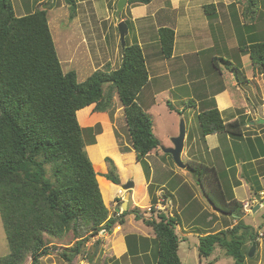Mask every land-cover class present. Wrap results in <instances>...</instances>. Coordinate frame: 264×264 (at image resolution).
I'll use <instances>...</instances> for the list:
<instances>
[{
    "label": "trees",
    "instance_id": "16d2710c",
    "mask_svg": "<svg viewBox=\"0 0 264 264\" xmlns=\"http://www.w3.org/2000/svg\"><path fill=\"white\" fill-rule=\"evenodd\" d=\"M66 1L73 19L76 3ZM136 2L145 5L150 0H128L127 4ZM203 11L211 19L215 6L205 5ZM46 14V10H36L17 17L11 1L0 0V218L9 250L8 255L0 257V264H24L27 258L30 264H41V258L50 253L45 236L61 240L69 232L75 242L63 257L70 261L80 253L88 236H97L101 231L110 233L129 214L140 217L137 208H128L119 216L109 215L103 203L109 198L96 179L98 166L85 151L78 113L87 116L91 105H95V113H104L116 94L136 162L160 145L152 131L151 116L137 103L149 81L139 45L125 43L117 69L96 70L83 82H77L74 70H62ZM158 36L161 55L170 58L174 32L160 28ZM247 47L253 67L264 73V41ZM167 107L174 110L169 104ZM196 117L202 137L224 134L237 139L243 135L244 123H224L215 107ZM106 154L116 160L121 170L132 164L133 156L118 155L114 146L104 149ZM105 161L109 171L103 177L119 185L112 161ZM187 166L214 211L237 216L233 219L236 223L225 229L204 231L198 239V256L208 258L218 247L234 264H245L251 245H257L258 232L244 224L242 204L222 198L214 168L194 162ZM210 171L215 177L207 179ZM209 184L213 189L207 187ZM156 217H140L155 239L154 264H181L175 231L178 216L157 212Z\"/></svg>",
    "mask_w": 264,
    "mask_h": 264
},
{
    "label": "rangeland",
    "instance_id": "374dc122",
    "mask_svg": "<svg viewBox=\"0 0 264 264\" xmlns=\"http://www.w3.org/2000/svg\"><path fill=\"white\" fill-rule=\"evenodd\" d=\"M10 1L13 12L17 17L28 13H33L36 10L47 11L46 15L48 28L62 70L64 72L74 70L76 73L77 82H83L96 70L113 71L119 67L122 50L117 28L119 21L125 19V24L127 26L125 43L132 44L136 39L134 31L141 29V22H151L150 14L153 12V10H155L160 5V3H163L164 7L168 4V2H154V5H149L147 7L145 11L146 13L143 16L136 18L138 21H135V19L131 21V19L134 17L130 16L127 5L122 10L120 19L117 20L115 17L116 1L118 0H106V2L104 0H99V2H75V14L73 19H70L69 17V7L66 4V0H49L51 2H30V0ZM139 4L142 3H135V5ZM248 4L251 8V11L256 9L255 6L251 5L250 3ZM229 18L233 23L232 25H235L236 22H239L236 21V17V20L234 19L233 12H231L230 17H227L228 24L231 23ZM215 26L216 23L212 28H215ZM237 28L239 34L244 35V30L238 25ZM149 29L150 32H154L152 30L153 28ZM156 35L159 41L158 32H156L155 36ZM147 37L150 38L151 35L148 34ZM137 39L139 40V38ZM152 44V49H157L158 52L160 46L155 44V42ZM143 49L145 50L146 61L149 64L151 57L147 56L148 52H146L145 46ZM159 53L161 54L160 49ZM208 54L210 57L212 56L211 53ZM206 56L207 55L205 54L202 55L203 61H205ZM188 66L190 67V65ZM195 67L196 66L192 65L191 69L189 70L190 72L185 68H182V71L174 70V68L171 69V75L168 76V78H165L174 85L173 90H171L170 93L167 92L168 89H165L167 88L165 84H160L159 86L155 84V89L151 93L147 88H144L141 91L138 100L139 105L142 106V109L146 113H150V115H152L153 134L159 140L160 145L155 151H152L149 156L145 157L139 162H136L135 160L134 152L131 147L130 138L127 132L123 110L116 94H113L111 107L106 112L95 113V105H91L92 110L87 114V116L85 114L80 116V113H78V124L83 129L82 138L86 144L85 151L88 155V158L98 166V169H96L94 164H92L96 170V173L98 174L96 179H99V183L101 185L100 187L102 188L105 197L109 198L110 192L109 183L103 177L109 171L108 163L105 161V158H109L112 161L115 167V173L117 175L118 171L120 170V165H118L113 157L108 154L104 155V149L113 146V140L108 137L110 131L112 137L115 140V150L118 155L125 157L133 156L131 159L132 164L124 167L123 169L125 176L134 184V189L132 188L133 193H130L131 198L129 197L127 209H139V214L142 219H147L149 216L155 219L157 218V212L153 211L152 214L149 215L146 208L148 207L147 205L153 206L156 201H158L157 199L161 200L160 196L163 194V198L164 196H166L165 198L168 197V201L166 203L168 207L166 210H164V212L159 211L158 214L164 213L169 216L176 214L178 216V224L175 226V231L179 237L178 256L181 264H234L233 259L225 255V252L218 247L213 250L212 254L208 258H200L198 256L197 246L199 237L204 233L203 228H206L205 232H216L223 228L225 229V227L235 224L233 221L234 216L232 215L236 214L233 213L232 215L227 216L214 211V209L208 203L206 196L204 193H202L200 187L196 183L197 179L193 171L191 172L187 168L181 170V168H178L175 165L171 156L165 154L162 151V148H167L171 143V134L174 132L176 126L178 131L180 121L184 122L186 133L191 132L190 137H193L194 135L196 140L200 139L196 117L197 113L199 112V108L196 111L195 106L191 104L190 101V98H193L191 91L192 89L196 88L197 83H194L193 86H191L190 83L193 82V80L197 77V81H201V83H199L197 86V91H200V84H204L201 79H205V76L202 72H198L195 77ZM185 71H187L188 74L190 73L189 78H187L185 75L187 74ZM233 80L235 81L234 78ZM157 91L160 92H158L157 95H154L157 93ZM152 99L156 102L153 107L149 108L148 104L152 101ZM168 102L174 109L172 112H170V109L166 107ZM190 104L191 107L189 106ZM90 128L92 130H90ZM256 129L264 130V124L257 126ZM242 130L247 129L242 127ZM96 131H98L99 134H96ZM220 135L223 138L225 137L224 134ZM257 135L258 133L256 132L255 134L246 132L243 133L242 137L240 138H231L233 142L229 144L233 152L236 153V156L242 158V160L239 162V168L245 172L244 175L241 176V179L244 180L246 177L254 176L256 174L251 173V170L255 164L250 163L249 161L258 157V155H260V153L263 151L259 145V140L255 139L257 138ZM97 138L99 139L95 145L94 141H96ZM192 139L193 138H189V140L185 139L183 152L185 151L187 145H191ZM248 141L250 142V147H248ZM238 148L243 149L244 156H239L241 155V150L237 151ZM202 149L203 148H199L195 153H191L194 151L190 149L188 154L189 152L191 153L190 157H192L194 163H200L202 165H206L209 168H211V166L214 168L216 177L220 180L222 198L226 201H234L237 203H241L243 200L250 202L252 198L248 196L247 189L243 187L236 188L240 183V180L236 175V170L239 168H233V165L232 167L229 166V168H225L223 161H219L214 153L205 155L206 151L204 152ZM253 149H256V152H254ZM102 156L103 160L101 163ZM244 159L246 162H249L245 166L242 165L244 163ZM181 162L182 164L189 163L187 162L186 157L183 156ZM160 163H164V171L159 174L160 177L158 179H152V181L150 180L149 182V173L151 168L150 165L158 166ZM249 170L250 173L248 174L247 172ZM214 175L210 171L207 179L214 178ZM127 182L129 181H126L125 183ZM252 182L254 184V193H256V191L260 189L257 186V179L253 178ZM161 184H164L163 188H160ZM212 186H214V183H212ZM212 186L209 184L207 187L213 189ZM157 191H160L158 197H156ZM255 195V197H257V194ZM106 201L109 203H104V200L103 203L108 209L110 215L114 214L113 206H120L123 200H121L120 197H115L111 201ZM243 214L245 215L243 218L244 224L249 225L252 230L258 232L257 245L255 247L254 255L252 258H246L245 264H264V207H261L255 213L243 212ZM128 216H131L132 221L134 220V222L142 221L140 217L135 218L134 214L127 215L124 218L126 221L129 219L127 218ZM207 218H211L209 227V223L206 225L204 224ZM214 223L215 226L213 225ZM200 226L203 228H200ZM126 228L130 229V234H128L130 237L127 238L128 240L130 239V242L132 240L137 241L138 238L141 237L140 233L142 232L148 233V236L151 239H149L148 248L146 239L142 240L141 244L144 249V252L142 253L143 256L140 258H135V263L133 262V264H152V261L155 259L156 252V243L152 230L148 227L141 228L135 226L134 224L131 225V223L125 222V229ZM108 234L109 233L101 231L97 236H88L87 241L82 244L80 253L75 254L70 261H66V259L63 257V254H68L69 248L71 249L74 246L75 240L73 238V234L69 232L61 240L45 236L46 240L48 241L50 253L49 255L43 256L41 258V264L107 263L104 261V258L101 257L105 252L102 242L104 238H107ZM260 234L262 235L260 236ZM8 253L9 250L5 231L0 218V257H4L8 255ZM24 264H30V258H27Z\"/></svg>",
    "mask_w": 264,
    "mask_h": 264
},
{
    "label": "crops",
    "instance_id": "0c3cea01",
    "mask_svg": "<svg viewBox=\"0 0 264 264\" xmlns=\"http://www.w3.org/2000/svg\"><path fill=\"white\" fill-rule=\"evenodd\" d=\"M48 1L49 0H30V2ZM74 1L99 2V0ZM104 1L106 2V0ZM154 2H168V4L164 7V4L160 3V5L150 14L151 22H141V29L134 31L136 38L134 43L139 45L142 51L146 70L148 72L149 81L144 88L149 89L151 93L155 89V84L157 86L165 84L167 87L165 89H168L167 92L170 93V91L173 90L174 85L165 78H168V76L171 75V69L174 68V70L182 71V68H185L189 71L192 65L196 66L194 70L195 77L198 72H202L205 76V79H201L204 84H200V91H197V86L201 81H197V77L190 83L191 86H193L194 83H197L196 88L191 91L193 98H190L191 104L195 106L196 111L199 108L197 115L204 110L215 107L224 123H230L236 120L243 122L245 125L244 129L247 130H243L242 134L246 132H250L251 134H255V132L258 133L256 136L257 138L255 139L259 140V145L263 151L258 157L249 161L250 163L255 164L251 173L256 174L254 176L246 177L245 180L241 179V176H243L245 172L239 168V162L242 158L236 156V153H234L230 148L231 146H229V144L233 142L231 137L225 135L223 138L220 134L201 137L198 122L200 139L196 140L194 135L193 137H190L191 132L186 133L185 129L184 141L185 139L189 140V138L193 139L191 145H187L185 151L183 152L182 150L180 156V159H182L183 156L186 157L187 162H193L192 157H190L191 153H195L199 148H203L202 150L204 152L206 151L205 155L214 153L219 161H223L225 168H229V166L232 167V165L233 168H239L236 170V175L238 176L240 183L236 188H246L250 198H254L256 196L255 194H257L256 198L263 199L261 201V206L255 207L256 212L261 207H264V130L256 129L257 126L264 124V122L261 124L257 123L258 120H264V73H261L258 68L253 67L247 53L248 51L246 52V50L248 49L247 46L250 44L264 41V0H150V2L145 5H128L129 14L131 17H134L131 21L134 19L135 21H138L136 18L143 16L146 13L145 11L147 7L149 5H154ZM248 3L255 6L256 9L251 11ZM210 4L215 6V15L211 19H209L203 11V7ZM231 12L234 13V19L236 17L237 20H235L239 21L238 23L236 22L235 25H232L233 23L230 21V18L229 21L231 23L228 24L227 21V17L231 16ZM122 20L125 22V19ZM215 23V28H212ZM237 25L244 30V35L239 34ZM149 28H153L152 30L154 32H150ZM160 28H168L174 32V45L170 58H164L159 53L160 47L158 52L157 49H152L151 47L153 42L159 45L157 35L155 36V34ZM148 34L151 35L150 38L147 37ZM137 38H139V40ZM144 46L146 52H148L147 56L151 57L149 64L146 61L145 50L143 49ZM208 53H211L212 56L210 57ZM203 54L207 55L205 61L202 60ZM188 65H190V67ZM185 73H187V71H185ZM189 74H185L187 78L190 77ZM237 75L239 76V79L237 78ZM141 91L139 95L141 94ZM158 92L160 91H157L154 95H157ZM139 95L137 97L138 104ZM153 99L148 104L149 108L153 107L156 102ZM167 104H169V102ZM191 104L189 105L190 107ZM169 111L172 112L171 110ZM148 114L150 115V113ZM150 116L152 118V115ZM176 131L177 126L171 134L172 137H175L178 134V131ZM108 137L113 140V146L115 147V140L110 131ZM99 138L95 141V145ZM169 147H171V143L167 148ZM248 147H250V142ZM190 149L194 152H189L188 154ZM240 150L241 155L239 156H244L243 149H237V151ZM253 151L256 152V149H253ZM149 155L150 153L148 156ZM103 156L101 158V163ZM243 162V166L249 163L246 162L245 159ZM184 165L185 168L188 167L187 164ZM158 166L150 165L149 182L150 180L152 181V179H158L160 177L159 174L164 171V163H160ZM247 173L249 174L250 170ZM118 178L120 181L119 185L109 183V201L113 200L115 197L118 198L123 194L121 186L125 184L126 181H131L125 176L121 169L118 171ZM253 178L257 179V186L260 188L256 193H254L253 190ZM163 187L164 184H161L160 188ZM133 189H131L130 193H133ZM159 193L160 191L156 192V197H158ZM261 193H263L262 196H260ZM242 202H244V200ZM116 207H118V210H115ZM123 211L124 210L121 206H113L114 214H110V216L113 217L116 214L121 215ZM255 212L251 211V213ZM244 216H242V220ZM127 218L129 219L127 221L125 220L122 225L116 223L113 228L114 231L109 233L107 238H104L102 245L105 252L102 254L101 258H104V261L107 263L102 264H133L135 258L143 256L142 253L144 252V249L141 244L143 239H146L148 248L150 239L148 233H140L141 237H139L137 241L132 240L130 242V239H127L130 237L128 235L130 234V229H125V222L141 228L147 227L142 221H132L131 216H128ZM210 221L211 218H207L204 224L206 225ZM233 221L236 223L235 220ZM209 225L210 223L208 224V227ZM213 225L215 226V223ZM200 228L203 227L200 226ZM203 229L205 231L206 228ZM152 264H154V261H152Z\"/></svg>",
    "mask_w": 264,
    "mask_h": 264
},
{
    "label": "water",
    "instance_id": "95a60500",
    "mask_svg": "<svg viewBox=\"0 0 264 264\" xmlns=\"http://www.w3.org/2000/svg\"><path fill=\"white\" fill-rule=\"evenodd\" d=\"M128 0H118L116 3V11H115V17L117 20L120 19V14L124 7L126 6ZM118 33H119V40L121 43L122 50L125 48V36L127 35V26L124 21H119L117 24ZM264 120H258L257 123L261 124ZM184 138H185V125L183 121H180L179 128H178V134L175 137L171 138V144L172 146L169 148H162V151L165 154H168L171 156L173 162L178 168L184 169L185 165L182 164L180 156L183 150L184 145ZM134 184L129 181L121 186V189L125 190L124 196H123V202L120 205L121 208L125 211L127 208V203L129 201L130 197V190L133 188ZM254 208L252 212H255ZM115 210H118V207L115 208ZM234 217H237L234 215ZM255 244L253 243L248 251V258H252L255 252Z\"/></svg>",
    "mask_w": 264,
    "mask_h": 264
},
{
    "label": "built area",
    "instance_id": "2783aa9c",
    "mask_svg": "<svg viewBox=\"0 0 264 264\" xmlns=\"http://www.w3.org/2000/svg\"><path fill=\"white\" fill-rule=\"evenodd\" d=\"M263 195V193H261L260 194V196H262ZM120 199L121 200H123V194H121L120 196ZM160 198H161V200H159L158 199V201L156 202V204H154L153 206H148L146 209H147V212L149 213V215L154 211V212H159V211H161V212H164V210H166V208L168 207L167 206V201H168V199H166V198H163V194L160 196ZM263 199H258V198H256V197H254V198H252V200L250 201V202H248V201H244V202H242L241 204H242V210L244 211V212H246V213H250L251 212V210L253 209V208H255L256 206H261V201H262ZM151 212V213H150ZM116 216H119L118 214H116ZM150 217V216H149ZM262 234H260V236H261Z\"/></svg>",
    "mask_w": 264,
    "mask_h": 264
},
{
    "label": "clouds",
    "instance_id": "9594fccd",
    "mask_svg": "<svg viewBox=\"0 0 264 264\" xmlns=\"http://www.w3.org/2000/svg\"><path fill=\"white\" fill-rule=\"evenodd\" d=\"M127 6H128V4H126ZM121 21H123V20H121ZM131 191V190H130ZM122 192H123V195H124V193H125V191L122 189ZM123 202V201H122ZM242 203V202H241ZM254 209V208H253ZM252 211V210H251ZM244 212V211H243ZM116 216V215H115Z\"/></svg>",
    "mask_w": 264,
    "mask_h": 264
},
{
    "label": "flooded vegetation",
    "instance_id": "af4514ba",
    "mask_svg": "<svg viewBox=\"0 0 264 264\" xmlns=\"http://www.w3.org/2000/svg\"><path fill=\"white\" fill-rule=\"evenodd\" d=\"M124 196V195H123Z\"/></svg>",
    "mask_w": 264,
    "mask_h": 264
}]
</instances>
